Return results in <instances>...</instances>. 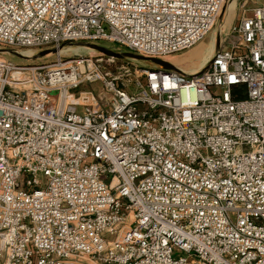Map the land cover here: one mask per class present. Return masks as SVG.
<instances>
[{
    "label": "built area",
    "instance_id": "obj_1",
    "mask_svg": "<svg viewBox=\"0 0 264 264\" xmlns=\"http://www.w3.org/2000/svg\"><path fill=\"white\" fill-rule=\"evenodd\" d=\"M227 1L0 0V53L166 61ZM246 3L196 74L0 59V264H264V0Z\"/></svg>",
    "mask_w": 264,
    "mask_h": 264
},
{
    "label": "rangeland",
    "instance_id": "obj_2",
    "mask_svg": "<svg viewBox=\"0 0 264 264\" xmlns=\"http://www.w3.org/2000/svg\"><path fill=\"white\" fill-rule=\"evenodd\" d=\"M247 2V3H246ZM245 9L250 10L258 0H229L225 4V13L224 18H222L221 22L216 25L213 32L207 37L205 41L200 43L198 46L194 47L191 50L180 53L176 56L169 57L166 59V62L172 64L175 68L178 69H201L204 67L205 63H207L216 50V45L218 42L219 34L227 33V30L232 26L233 22L236 21V17L240 15L241 7L245 4ZM231 7L232 10L228 12V8ZM222 23V24H221ZM221 26V27H220ZM220 29V30H219ZM100 46L106 47L108 49L114 50L118 52V48L115 45L102 43ZM60 51V50H59ZM55 51L50 53V56H45L43 58H36V51H19L18 54L21 56L27 57L24 59L18 58L11 53L3 52L0 53V59H5L7 61H11L13 63L18 64H39V65H49L55 63L58 59H62L65 61L87 58L88 60H93L94 63L101 64L103 70L105 72H111L116 75L118 72L131 70L134 74V70L137 68H145L154 66L150 62L144 61H136V60H114L102 56L101 54L91 51L90 49L80 46V45H67L61 49V51ZM202 66V67H201ZM199 69V70H200ZM134 76L128 77L127 75L122 77V80L132 84L134 80ZM80 91H93L96 95L103 93L102 86L99 83L92 85H84L81 87ZM43 178V177H42Z\"/></svg>",
    "mask_w": 264,
    "mask_h": 264
},
{
    "label": "water",
    "instance_id": "obj_3",
    "mask_svg": "<svg viewBox=\"0 0 264 264\" xmlns=\"http://www.w3.org/2000/svg\"><path fill=\"white\" fill-rule=\"evenodd\" d=\"M223 18V14L220 17V22ZM75 45V44H73ZM80 46H84L88 49H90L91 51L97 52L99 54H101L102 56H105L107 58L110 59H114V60H119V61H124V60H136V61H144V62H150L151 64L161 67L165 70H176L178 71L172 64L165 62L163 60H159V59H153V58H146L143 56H139L136 54H132V53H128V52H117L111 49H108L106 47L100 46V45H83V44H77ZM55 51H42L40 53L37 54L38 59L43 58L45 56H48L50 53H53ZM11 54H13L14 56H17L18 58L24 59L27 57L21 56L18 53L15 52H10Z\"/></svg>",
    "mask_w": 264,
    "mask_h": 264
},
{
    "label": "bare ground",
    "instance_id": "obj_4",
    "mask_svg": "<svg viewBox=\"0 0 264 264\" xmlns=\"http://www.w3.org/2000/svg\"><path fill=\"white\" fill-rule=\"evenodd\" d=\"M226 3H227V2H226ZM227 10H228V12H230V11L232 10V8L229 7ZM224 13H225V8H223V11H222L223 18H224ZM221 24H222V23H221ZM220 27H221V26H220ZM219 30H220V29H219ZM220 33H221V32H220ZM60 51H61V50H60ZM60 51H59V52H60ZM215 51H216V50H215ZM214 53H215V52H214ZM48 56H50V54H49ZM212 56H213V55H212ZM167 59H168V58H167ZM210 59H211V58H210ZM165 62H166V61H165ZM208 62H209V61H208ZM208 62H207V63H208ZM207 63H205V65H206ZM205 65H204V66H205ZM201 67H202V66H201ZM203 68H204V67H203ZM176 69H177L178 71H180V70H184V71L187 72V73L196 74V73L199 72L202 68H201V69L199 68L200 70H199V69H193V68H192V69H178V68H176Z\"/></svg>",
    "mask_w": 264,
    "mask_h": 264
}]
</instances>
